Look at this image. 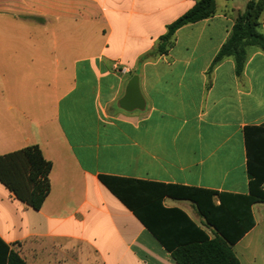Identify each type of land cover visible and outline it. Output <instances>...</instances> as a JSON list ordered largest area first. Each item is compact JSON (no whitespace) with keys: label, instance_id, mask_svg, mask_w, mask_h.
Segmentation results:
<instances>
[{"label":"crops","instance_id":"crops-1","mask_svg":"<svg viewBox=\"0 0 264 264\" xmlns=\"http://www.w3.org/2000/svg\"><path fill=\"white\" fill-rule=\"evenodd\" d=\"M247 1L215 0L151 55L195 0H0V155L38 145L51 162L39 210L0 183V264L10 251L26 264H176L98 175L248 195L243 132L264 126V51L249 48L240 75L231 58L209 72ZM134 75L144 108L126 112ZM163 205L213 235L192 202ZM250 209L232 250L264 264V203Z\"/></svg>","mask_w":264,"mask_h":264},{"label":"trees","instance_id":"trees-1","mask_svg":"<svg viewBox=\"0 0 264 264\" xmlns=\"http://www.w3.org/2000/svg\"><path fill=\"white\" fill-rule=\"evenodd\" d=\"M262 11L264 0L246 2L213 58L209 72L222 60L231 58L235 74L240 75L249 48L264 51V34L258 31ZM215 12V0H195L192 8L167 25L151 55L167 53L179 28L212 17ZM243 133L248 195L108 175H98V179L170 253L176 264H240L232 246L254 225L251 205L264 203V126H247ZM50 170L51 162L43 157L38 145L0 155V183L35 210L40 209L49 193ZM164 197L192 202L205 226L213 229V235L209 236L182 210L166 208ZM6 264L26 263L10 251Z\"/></svg>","mask_w":264,"mask_h":264},{"label":"water","instance_id":"water-1","mask_svg":"<svg viewBox=\"0 0 264 264\" xmlns=\"http://www.w3.org/2000/svg\"><path fill=\"white\" fill-rule=\"evenodd\" d=\"M118 106L126 112L133 110H142L144 108V99L141 95L136 75L127 83L123 96L118 100Z\"/></svg>","mask_w":264,"mask_h":264},{"label":"rangeland","instance_id":"rangeland-1","mask_svg":"<svg viewBox=\"0 0 264 264\" xmlns=\"http://www.w3.org/2000/svg\"><path fill=\"white\" fill-rule=\"evenodd\" d=\"M258 219H262V218H264V214H258ZM235 251L237 252V249H235Z\"/></svg>","mask_w":264,"mask_h":264}]
</instances>
